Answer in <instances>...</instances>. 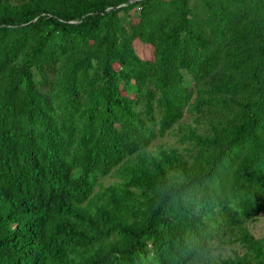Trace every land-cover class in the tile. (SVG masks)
<instances>
[{
	"label": "trees",
	"instance_id": "trees-1",
	"mask_svg": "<svg viewBox=\"0 0 264 264\" xmlns=\"http://www.w3.org/2000/svg\"><path fill=\"white\" fill-rule=\"evenodd\" d=\"M263 210L264 0H0V264H264Z\"/></svg>",
	"mask_w": 264,
	"mask_h": 264
},
{
	"label": "rangeland",
	"instance_id": "rangeland-1",
	"mask_svg": "<svg viewBox=\"0 0 264 264\" xmlns=\"http://www.w3.org/2000/svg\"><path fill=\"white\" fill-rule=\"evenodd\" d=\"M190 117L186 116L184 119L181 120V124H185L190 122ZM180 135V130L178 126H175L174 129L167 132L165 136L159 138L152 142L149 147V150L155 149L157 146H169V145H176L179 146L178 137ZM116 176L109 175L106 178L102 179V184L107 185L112 181L116 180ZM248 229L252 234L256 237L264 235V210L261 212L256 219L251 220L246 223ZM236 246V252L240 251ZM233 252H235L234 248L226 247V248H217L214 247L212 250H208L203 252L192 264H206L216 260L218 257H225V256H233Z\"/></svg>",
	"mask_w": 264,
	"mask_h": 264
}]
</instances>
